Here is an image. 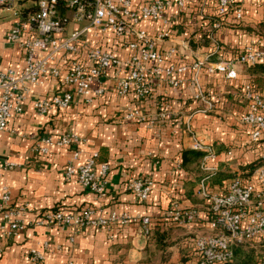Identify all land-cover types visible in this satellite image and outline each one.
Wrapping results in <instances>:
<instances>
[{
	"label": "crops",
	"instance_id": "1",
	"mask_svg": "<svg viewBox=\"0 0 264 264\" xmlns=\"http://www.w3.org/2000/svg\"><path fill=\"white\" fill-rule=\"evenodd\" d=\"M19 1L24 8L34 5V0L32 5H27L30 0ZM132 1L139 4L150 0ZM244 12L242 22L234 21L229 15L220 30H212L215 20L212 8L204 10L197 3H187L179 10L173 5L166 10V17L172 19L173 35L161 42L158 49L176 48L175 61L179 64L190 65L197 58L209 59L210 54H213L212 61L230 58L238 47L264 39V31L259 30L264 20V0L259 4L244 3ZM12 24L0 28V61L5 69L19 72L24 66V53L18 46L4 42ZM158 26L144 24L143 28L154 34ZM103 45L119 57L129 56L123 44L111 36ZM250 70L242 69L236 82H227L221 76L194 77L191 71L179 75L184 82L178 88L162 79L155 80L151 94L142 101L132 95L118 96L114 80L107 77L102 81L105 93L92 103L85 104L75 97L69 108H54L45 116L36 114L32 101L58 92V85L47 77L44 85L34 86V94L26 103L23 115L11 121L9 130L0 131V197L8 189L15 205L28 204L27 219L31 223L12 238L0 240V264H34L29 259V251L41 249L45 244L46 264H184L192 251L193 237L206 231L203 218L208 201H203L205 205L196 203L201 198L200 185L193 186V176L181 169V152L192 150L193 143L200 141L204 146L202 152L207 154L211 149L217 154L207 169L203 167L204 171L243 176L241 166L253 162L250 161L254 160L252 152L237 149L232 158H227L224 150L248 142V136L237 123L245 104L235 98V89L246 76L264 77V73L251 75ZM199 86L208 95L211 93L210 99L209 96L206 100L194 99ZM163 103L168 107L165 119L160 116ZM209 103L214 106L210 112ZM133 108L141 112L143 119H125L126 112ZM70 132L79 137V159L73 160L70 148L53 147L48 157L32 152L37 136L58 138ZM95 154L97 165L106 163L110 167L103 196L85 191L76 180L64 178L66 164L81 165ZM6 163L15 166L10 169ZM137 178L154 183L146 202L139 201L127 189ZM221 187H214V192ZM173 204L182 209L195 208L202 218L190 229L178 226L164 219ZM86 207L104 214L148 216L152 220V234L142 235L136 224L114 228L111 232L84 228L70 242V229L33 225L44 211Z\"/></svg>",
	"mask_w": 264,
	"mask_h": 264
},
{
	"label": "built area",
	"instance_id": "2",
	"mask_svg": "<svg viewBox=\"0 0 264 264\" xmlns=\"http://www.w3.org/2000/svg\"><path fill=\"white\" fill-rule=\"evenodd\" d=\"M262 1L150 0L134 4L132 0H34L32 7H20L15 11L13 24L4 38L6 44L22 50L24 66L18 72L5 69L0 61V131L9 130L11 121L23 115L26 103L34 94L33 87L44 85L47 77L57 83L58 92L38 96L32 101L39 116L48 115L54 108H69L75 97L85 104L92 103L94 98L105 93L102 81L107 77L114 80V91L118 96L132 95L137 101L151 94L155 80L162 79L171 87H180L184 81L179 75L188 71L194 77L204 74L221 76L227 82L239 81L242 69L264 65L263 38L238 47L230 58L220 57L212 61L213 54H210L209 59L197 58L190 65L179 64L175 61L176 48L158 49L161 42L173 35L170 29L172 19L166 17V10L173 5L183 10L187 3H197L204 10L212 8L215 18L212 30H220L229 15L236 22L244 20V3L259 4ZM19 4V0H0V12L14 10ZM70 24L76 28L68 31ZM144 24L159 25V29L151 34L143 28ZM109 36L123 44L129 51L128 57H119L103 45ZM184 58L188 60L187 56ZM207 96L210 99L211 93L208 95L207 90L199 86L194 99L206 100ZM235 98L245 104L237 123L242 133L248 136V142L232 145L224 150V154L232 158L235 150L246 149L245 152H252L255 161L263 164L248 179L240 174L234 176L224 184L221 192L198 191L208 201L203 218L206 231L193 237L192 251L185 264H228L234 259L235 248L264 241V87L257 84L255 77L246 76L236 87ZM167 108L164 103L160 105L161 119H165ZM213 109L209 103V112ZM125 119H143V116L133 108L126 112ZM53 147L70 148L73 160L79 159V137L73 132L58 138L37 136L32 152L48 157ZM203 147L200 141H195L192 150L202 151ZM216 158V152L210 149L203 167L207 169L209 161ZM96 159L95 154L81 165L69 162L64 168V178L66 181L76 180L85 191L103 196L110 167L106 163L97 165ZM6 166L12 169L15 165L6 163ZM153 186V181L137 178L128 184L127 189L139 201L146 202ZM28 210V204L15 205L10 191H3L0 197V240L12 238L31 224L27 219ZM201 218L197 209H182L174 204L164 215V219L188 229ZM131 224L139 225L142 235H151L152 220L148 216L132 218L117 212L104 214L93 207L54 208L44 211L33 222L34 226L70 229V242L74 241L73 235L84 228L111 232L114 228ZM46 249L47 244L41 249L30 250V261L46 264ZM257 264H264V254L257 259Z\"/></svg>",
	"mask_w": 264,
	"mask_h": 264
},
{
	"label": "trees",
	"instance_id": "3",
	"mask_svg": "<svg viewBox=\"0 0 264 264\" xmlns=\"http://www.w3.org/2000/svg\"><path fill=\"white\" fill-rule=\"evenodd\" d=\"M259 30L264 31V20L259 25ZM250 73L251 75H254V76L255 75L260 76L261 74L264 73V65L257 66L251 69ZM260 78L262 77H256V81L259 82ZM205 156H206V153L202 151L184 150L181 152V156H180L181 157L180 167L181 169L188 172L189 175L193 176L195 180V182L193 183V186L196 184L200 185L198 191L204 190L206 193H209V191L214 192L213 190L214 187H221L224 184V182L232 179L234 176L231 173L222 172V171H216L214 173H209V172L204 171L203 162H204ZM262 164L263 163L261 161H254L252 163L242 165L241 168H242L243 178L248 179L249 176L253 173V171L259 166H261ZM221 191H222V187L217 192H221ZM200 197L203 201L205 200L207 201V197H204V196H200ZM156 232H159V231H156ZM242 248H243L242 246H239L234 249V259L232 262L228 264H234L235 262L234 260L240 257V254H242V251H241ZM186 261H187V257L185 259L184 264L186 263Z\"/></svg>",
	"mask_w": 264,
	"mask_h": 264
},
{
	"label": "rangeland",
	"instance_id": "4",
	"mask_svg": "<svg viewBox=\"0 0 264 264\" xmlns=\"http://www.w3.org/2000/svg\"><path fill=\"white\" fill-rule=\"evenodd\" d=\"M32 3L33 2L30 0V1H28L27 5H32ZM20 7H21V5L19 4L18 6H16L14 8V10L0 12V28L5 24H9V23L13 22V20L15 18V11L20 10ZM73 26H75V25L70 24L68 26L67 30H70L71 27H73ZM78 27H80V25ZM257 84L260 87H264V77L260 78L259 82H257ZM250 161L254 162L255 160H250ZM199 197H200V195H199ZM196 203H198L199 205H205V204H203V200L201 198H198V202H196ZM253 244H255V243H247V244L242 246L243 247L241 250L242 254H240V257H238L236 260H234L235 261L234 264H257V259L264 254V241H262L259 244H255V246ZM252 246H254V247H252Z\"/></svg>",
	"mask_w": 264,
	"mask_h": 264
}]
</instances>
